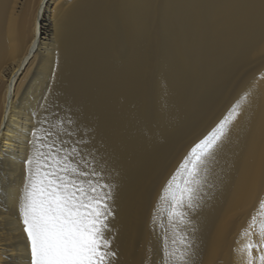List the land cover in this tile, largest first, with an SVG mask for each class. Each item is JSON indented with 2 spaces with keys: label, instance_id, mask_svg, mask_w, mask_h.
Segmentation results:
<instances>
[{
  "label": "bare ground",
  "instance_id": "6f19581e",
  "mask_svg": "<svg viewBox=\"0 0 264 264\" xmlns=\"http://www.w3.org/2000/svg\"><path fill=\"white\" fill-rule=\"evenodd\" d=\"M262 52L264 0H0V264H30L19 202L41 128L57 147L65 128L83 139L113 186L114 264L213 257L222 208L264 201V67L251 78ZM233 110L181 222L165 181ZM255 231L236 246L244 264Z\"/></svg>",
  "mask_w": 264,
  "mask_h": 264
},
{
  "label": "snow or ice",
  "instance_id": "6c2138e0",
  "mask_svg": "<svg viewBox=\"0 0 264 264\" xmlns=\"http://www.w3.org/2000/svg\"><path fill=\"white\" fill-rule=\"evenodd\" d=\"M235 114L233 110L192 145L167 181L160 199L168 205L170 216L183 222L185 213L180 209L192 206L201 183L199 166L212 155L225 125ZM73 123L67 121L69 127ZM40 132L39 136L34 133L33 154L27 159L26 183L19 202L30 264H114L116 252L109 237L110 218L114 217L110 204L113 186L102 183V173L89 167L79 150V145L86 143L83 139L72 140L73 132L65 128L63 134L69 140L61 139L57 147L52 137L58 133L44 128ZM255 223L253 217L250 227ZM258 235L259 242L249 241L244 246L247 264H254L253 250L260 252L259 264H264V223ZM180 242L183 244V239ZM168 255L184 261L186 253Z\"/></svg>",
  "mask_w": 264,
  "mask_h": 264
},
{
  "label": "rangeland",
  "instance_id": "374dc122",
  "mask_svg": "<svg viewBox=\"0 0 264 264\" xmlns=\"http://www.w3.org/2000/svg\"><path fill=\"white\" fill-rule=\"evenodd\" d=\"M257 54V59L252 64V67L254 66V71L253 75H251V78L257 76L258 71L264 67V52ZM227 115L228 112L223 116V118L227 117ZM190 148L191 147L187 148V153L189 152ZM168 180L169 179H167L165 183ZM262 202L258 204L254 210L248 211L247 214L244 211L247 210L249 205H245L243 210L237 209L235 211H231V208L228 204L223 207L218 219L219 222L226 221L228 224L223 236V244L220 246L218 252L213 255V257L210 253H206L200 260V264H244V261L236 258L234 252L236 251V246L239 243L242 234H246L250 229H253V231L256 229L253 234V242H259V228L257 227V223L259 219L264 215V206H262ZM158 208L159 203L157 202L155 210L156 212L158 210V213H160V210ZM253 217L256 218V223L254 226L250 227ZM258 256V251L255 250L254 264L258 263Z\"/></svg>",
  "mask_w": 264,
  "mask_h": 264
}]
</instances>
